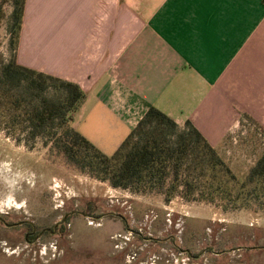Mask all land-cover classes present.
<instances>
[{"label":"crops","instance_id":"crops-1","mask_svg":"<svg viewBox=\"0 0 264 264\" xmlns=\"http://www.w3.org/2000/svg\"><path fill=\"white\" fill-rule=\"evenodd\" d=\"M17 47L86 92L72 125L106 154L149 106L213 146L239 113L264 117V0H25Z\"/></svg>","mask_w":264,"mask_h":264},{"label":"rangeland","instance_id":"rangeland-1","mask_svg":"<svg viewBox=\"0 0 264 264\" xmlns=\"http://www.w3.org/2000/svg\"><path fill=\"white\" fill-rule=\"evenodd\" d=\"M11 9L10 1L2 5L4 59L12 53ZM44 48L41 60L49 63L52 47ZM214 147L243 174L264 148V117L239 113ZM72 209L89 215L70 213L61 234L45 233L32 244L23 240L26 225L8 228L0 221V264H264V211H224L178 196L164 202L160 194L114 188L40 142L29 149L0 130V216L8 223L31 220L39 231Z\"/></svg>","mask_w":264,"mask_h":264},{"label":"trees","instance_id":"trees-1","mask_svg":"<svg viewBox=\"0 0 264 264\" xmlns=\"http://www.w3.org/2000/svg\"><path fill=\"white\" fill-rule=\"evenodd\" d=\"M11 2L8 59L0 53V130L31 149L36 142L73 169L111 187L219 206L264 211V148L243 174L235 173L188 120L180 127L149 106L117 148L104 153L72 125L86 97L76 83L16 60L25 0ZM243 116H247L243 114Z\"/></svg>","mask_w":264,"mask_h":264},{"label":"flooded vegetation","instance_id":"flooded-vegetation-1","mask_svg":"<svg viewBox=\"0 0 264 264\" xmlns=\"http://www.w3.org/2000/svg\"><path fill=\"white\" fill-rule=\"evenodd\" d=\"M82 213L84 216H88L89 214L86 211H78L76 209H72L71 211H66L61 215V218L56 220L51 227H43L39 231L36 230V226L31 220H20L17 222H6L4 218L0 216V221L7 226L8 228L26 225V231L23 233V240L32 244L37 239H41L45 233L49 234H61L63 230V225L65 221L69 217V214L73 213Z\"/></svg>","mask_w":264,"mask_h":264}]
</instances>
